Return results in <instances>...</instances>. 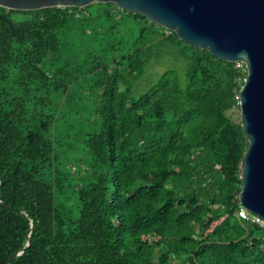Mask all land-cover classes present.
<instances>
[{"label": "trees", "instance_id": "1", "mask_svg": "<svg viewBox=\"0 0 264 264\" xmlns=\"http://www.w3.org/2000/svg\"><path fill=\"white\" fill-rule=\"evenodd\" d=\"M0 13V264H264L245 66L114 2Z\"/></svg>", "mask_w": 264, "mask_h": 264}, {"label": "water", "instance_id": "2", "mask_svg": "<svg viewBox=\"0 0 264 264\" xmlns=\"http://www.w3.org/2000/svg\"><path fill=\"white\" fill-rule=\"evenodd\" d=\"M95 1L114 2L175 31L182 40L220 59L246 63L239 108L249 146L241 161L240 204L264 219V0H0V6L37 10L83 7ZM0 18L8 21L15 33L13 23L2 13ZM22 252H15L6 264Z\"/></svg>", "mask_w": 264, "mask_h": 264}, {"label": "built area", "instance_id": "3", "mask_svg": "<svg viewBox=\"0 0 264 264\" xmlns=\"http://www.w3.org/2000/svg\"><path fill=\"white\" fill-rule=\"evenodd\" d=\"M238 66L242 67L245 66L246 67V71H247V65L245 62L243 61H238ZM240 216L243 219L252 221L254 223L259 224L260 226L264 227V219H262L259 215H256L252 212H250L249 210H247L246 208L241 206L240 212H239Z\"/></svg>", "mask_w": 264, "mask_h": 264}, {"label": "rangeland", "instance_id": "4", "mask_svg": "<svg viewBox=\"0 0 264 264\" xmlns=\"http://www.w3.org/2000/svg\"><path fill=\"white\" fill-rule=\"evenodd\" d=\"M154 69H155L154 70L155 73H159L162 70V68L158 66H155ZM143 81L144 82H141V84L139 85V90L137 92L143 91L145 88L150 86L151 78L150 77L145 78ZM230 114L234 120H238L240 119L241 116V110L239 107L235 108L232 111H230ZM176 264H184V263L182 261H176Z\"/></svg>", "mask_w": 264, "mask_h": 264}]
</instances>
